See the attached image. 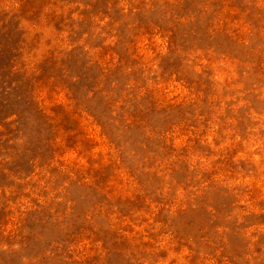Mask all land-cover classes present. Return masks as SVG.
I'll list each match as a JSON object with an SVG mask.
<instances>
[{"label":"rangeland","instance_id":"obj_1","mask_svg":"<svg viewBox=\"0 0 264 264\" xmlns=\"http://www.w3.org/2000/svg\"><path fill=\"white\" fill-rule=\"evenodd\" d=\"M0 264H264V0H0Z\"/></svg>","mask_w":264,"mask_h":264}]
</instances>
